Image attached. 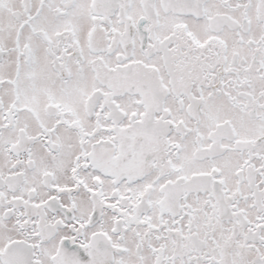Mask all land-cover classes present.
I'll return each instance as SVG.
<instances>
[{"label": "snow or ice", "instance_id": "obj_1", "mask_svg": "<svg viewBox=\"0 0 264 264\" xmlns=\"http://www.w3.org/2000/svg\"><path fill=\"white\" fill-rule=\"evenodd\" d=\"M0 264H264V0H0Z\"/></svg>", "mask_w": 264, "mask_h": 264}]
</instances>
